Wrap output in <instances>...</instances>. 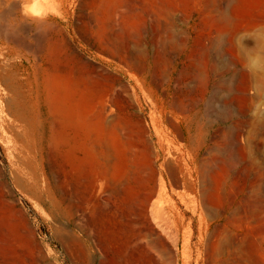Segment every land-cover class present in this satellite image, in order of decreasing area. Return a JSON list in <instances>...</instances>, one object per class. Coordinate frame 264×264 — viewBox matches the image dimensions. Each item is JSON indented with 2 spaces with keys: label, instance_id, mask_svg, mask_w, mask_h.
Here are the masks:
<instances>
[{
  "label": "rangeland",
  "instance_id": "rangeland-1",
  "mask_svg": "<svg viewBox=\"0 0 264 264\" xmlns=\"http://www.w3.org/2000/svg\"><path fill=\"white\" fill-rule=\"evenodd\" d=\"M63 2L60 26L0 7V120L56 133L35 195L0 132V264H264V0Z\"/></svg>",
  "mask_w": 264,
  "mask_h": 264
},
{
  "label": "bare ground",
  "instance_id": "bare-ground-1",
  "mask_svg": "<svg viewBox=\"0 0 264 264\" xmlns=\"http://www.w3.org/2000/svg\"><path fill=\"white\" fill-rule=\"evenodd\" d=\"M49 22L55 23L57 26H60L59 22L56 19H51ZM50 29L45 35L44 39V49H43V58L44 61L50 62L52 58L58 60L57 53H59L61 50V44L58 42L60 40V30H52ZM55 71H58V67L55 64ZM261 74L264 75V71L261 72ZM259 76V82L257 81V85L260 84L262 75ZM251 74L249 71L244 72V79H243V94L245 99L246 93L248 90V85L250 82ZM31 99L34 101V93L32 91L29 92ZM78 96V90L77 87H74L73 92V100L76 103ZM249 100V99H248ZM256 105L257 108V118H258V124L262 127H264V109L261 108V104H264V84L259 85L257 94L255 96V99L249 100ZM184 111V110H183ZM48 115L52 117L51 113V107H48ZM80 121V116L75 108L73 111V115L71 117V122L73 127H78ZM26 123L21 121L20 117H18L16 120L11 121L10 119H2L0 120V132H5L10 138L11 144L15 147L16 150V156L12 157V162L10 166V180L11 182L20 190H31L34 192L35 195H37V184H36V175L35 172L39 171L36 167L35 169H32V166H35L38 164L42 158H43V149L46 146L48 149L55 146L56 143V133L54 130L53 122L50 119H47V122L45 123L47 127V140L46 145L39 146L43 144V140L38 137L37 133H34V139L37 144H34V146L38 145L37 148H31L30 143L28 140L23 139V135H25L24 127ZM32 125L34 127H37V123L35 121L32 122ZM77 137V131L74 134V139L76 140ZM34 171V173H32ZM83 244V243H82Z\"/></svg>",
  "mask_w": 264,
  "mask_h": 264
},
{
  "label": "clouds",
  "instance_id": "clouds-1",
  "mask_svg": "<svg viewBox=\"0 0 264 264\" xmlns=\"http://www.w3.org/2000/svg\"><path fill=\"white\" fill-rule=\"evenodd\" d=\"M13 3L19 4V16L36 27L44 26L49 20L59 19L64 15L63 0H0V7L10 8Z\"/></svg>",
  "mask_w": 264,
  "mask_h": 264
}]
</instances>
